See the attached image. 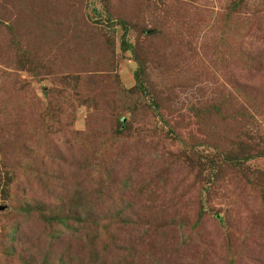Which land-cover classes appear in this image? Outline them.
Listing matches in <instances>:
<instances>
[{"label": "rangeland", "instance_id": "obj_1", "mask_svg": "<svg viewBox=\"0 0 264 264\" xmlns=\"http://www.w3.org/2000/svg\"><path fill=\"white\" fill-rule=\"evenodd\" d=\"M0 264H264V0H0Z\"/></svg>", "mask_w": 264, "mask_h": 264}, {"label": "trees", "instance_id": "obj_2", "mask_svg": "<svg viewBox=\"0 0 264 264\" xmlns=\"http://www.w3.org/2000/svg\"><path fill=\"white\" fill-rule=\"evenodd\" d=\"M125 125H126V122L125 121H123V123H122V127H125ZM260 156H262V154H260ZM247 158H232V157H230L229 158V162H230V164H232V166H234V167H238V164L239 163H243V160H246Z\"/></svg>", "mask_w": 264, "mask_h": 264}]
</instances>
